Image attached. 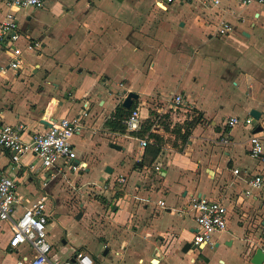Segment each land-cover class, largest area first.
Wrapping results in <instances>:
<instances>
[{
    "label": "crops",
    "instance_id": "crops-1",
    "mask_svg": "<svg viewBox=\"0 0 264 264\" xmlns=\"http://www.w3.org/2000/svg\"><path fill=\"white\" fill-rule=\"evenodd\" d=\"M156 1L43 0L41 9L15 10L21 64L0 77V123L24 124L30 134L44 131L51 121L86 113L84 130L72 139L73 163L85 164L86 170L96 166L94 154L105 146L119 154L106 167L111 172L105 168L106 174L90 183L69 178L64 162L43 170L25 156L14 165L4 151L0 171L30 202L39 191L49 196V243L54 230L67 234L58 214L64 189L72 188L83 202L77 219L89 209L88 234L79 243L67 238L58 239L61 245L50 243L52 259H71L80 251L94 264H212L209 256L226 264L220 256L243 239L241 260L251 264L257 248L264 252V194L243 192L247 179L264 178V140L258 158L249 155L248 145L257 126L264 131V4L222 0L209 8L204 0ZM6 11L0 0V22ZM222 20L233 31L219 37ZM28 43L37 47L27 50ZM4 50L0 44V67L8 65ZM128 92L138 95L131 107L139 110L146 133L136 135L148 140L145 148L107 126ZM176 95L194 104L200 115L196 123H190L196 116L171 106ZM250 110L261 113L259 121L226 125L231 117H250ZM226 134L228 145L220 141ZM194 197L220 201L227 209V229L212 237V246H192L197 229L189 202ZM21 211L17 208L13 217ZM10 237L9 223L0 221V264L30 258L25 245L9 248ZM186 243L190 250L182 253Z\"/></svg>",
    "mask_w": 264,
    "mask_h": 264
},
{
    "label": "built area",
    "instance_id": "built-area-1",
    "mask_svg": "<svg viewBox=\"0 0 264 264\" xmlns=\"http://www.w3.org/2000/svg\"><path fill=\"white\" fill-rule=\"evenodd\" d=\"M6 6L0 22V44L5 46L4 53L8 57V65L0 67V77H4L7 70H16L21 64L22 50L17 46L21 39L19 22L15 16V10L25 8L41 9L44 6L43 0H1ZM191 0H157V5L171 4L173 2H188ZM222 0H204L209 8H218ZM252 3L264 4V0H241L242 5ZM233 27L227 21H220L216 27V35L224 37L232 33ZM37 47L35 43H28L27 50H34ZM170 104L174 109L183 108L186 113L198 116L195 112L194 104L184 102L181 95L173 96ZM86 113L73 118H60L49 122L50 127L42 132H33L28 134L26 125L18 123L8 125L0 123V151L8 153L10 161L14 165H19L25 156L34 157L41 165L43 170H50L58 162H64L69 165L72 172L85 169V164L73 162L77 159L76 152L72 145V139L84 130L83 118ZM245 126L254 124L251 117L239 120L231 117L226 125L233 128L239 123ZM125 136L137 140L142 148L147 147L148 140L139 138L138 134L142 130V120L139 110L136 108L124 120ZM28 134V139L24 136ZM264 140V131L251 135L248 139L249 155L252 158H258L262 155V141ZM224 145L230 144L228 135L221 138ZM32 167V166H30ZM233 174L239 175V170L234 169ZM118 183L125 182L124 177L117 179ZM108 187L104 186L105 191ZM244 196L251 197L254 192L264 194V178L261 175H255L246 180V189ZM49 196L42 191L38 192L37 198L30 202L25 197L17 193V185L14 179L5 176L0 171V221L8 222L11 230V237L8 246L13 251L19 246L25 245L31 251L30 258H23L17 264H94L93 259L85 252H75L71 259H52L50 254L52 246L48 241L47 223L52 219L53 207H49ZM27 204V206H26ZM163 207L164 202H158ZM22 208L17 217L16 209ZM189 210L194 213L196 224V233L193 236L192 246L201 248V246H212V237L215 234L222 233L227 229V209L220 201H210L202 197H194L189 202Z\"/></svg>",
    "mask_w": 264,
    "mask_h": 264
},
{
    "label": "rangeland",
    "instance_id": "rangeland-1",
    "mask_svg": "<svg viewBox=\"0 0 264 264\" xmlns=\"http://www.w3.org/2000/svg\"><path fill=\"white\" fill-rule=\"evenodd\" d=\"M202 49L205 48L203 47ZM207 49H209V46H207ZM212 108L213 107H211V109ZM177 112L181 114L180 111L177 110ZM223 117H225L224 114ZM116 154L119 153L105 146L103 149H100V151H98L97 154H94V159L97 161L96 166H92L91 164H89L88 170L83 169L73 173L68 168L66 173L68 174L69 178L72 179L74 178V180L80 181L81 183H87V182L90 183L91 181L98 180L100 179V177L106 174L104 170L106 167H110L107 166L109 165L108 163H114L112 157H115ZM117 172L118 170H116V172H114L112 175H115V173ZM77 191L80 192L79 190ZM63 196H64L63 203H61L60 204L61 207L58 208V214H59V219L62 220L63 225L65 226L64 229L65 231H67V234L64 231H61V233H59V231L57 232V230H54L55 238L50 241V243H52L54 246L61 245V242L58 243V241H60L58 240L59 238H61V240H65L67 238L66 240H68L69 243H73V242L79 243L80 242L79 240H83L84 236L88 234L89 224L91 222V218L89 215L90 211L87 208L83 210L85 212L84 216H82L80 219H77L78 215L82 214V211H80L81 210L80 205L83 202H79L77 200L78 197L74 193V190L72 191V188H66V190L64 189ZM231 228H233V225H231ZM244 244L245 243L243 239L242 241L240 240L235 241L233 247L230 250V253L227 254L228 257L220 256L221 259L225 261L226 264H243L241 258H242V252L244 251V246H245ZM209 250L211 249L207 248L206 253ZM196 252L199 253L201 252V250H196L195 253ZM210 252L212 254L214 253L213 250H211ZM209 257L212 258V264H221L217 262L218 258L213 256H209ZM201 258L202 257H200L199 259Z\"/></svg>",
    "mask_w": 264,
    "mask_h": 264
},
{
    "label": "water",
    "instance_id": "water-1",
    "mask_svg": "<svg viewBox=\"0 0 264 264\" xmlns=\"http://www.w3.org/2000/svg\"><path fill=\"white\" fill-rule=\"evenodd\" d=\"M118 2H121L122 0H116ZM138 99V95L134 92H128V93H125V98L123 99L122 103H121V106L124 108V109H130L131 108V105L133 104V101L134 100H137ZM249 116L253 119L254 123L256 121H259L260 117H261V113L256 111V110H250L249 112ZM47 125L48 127H50V124H45ZM262 131V128L260 126H257L254 130V134L255 133H258ZM111 148H114L116 150H121V147L120 146H117L115 144H111L110 145ZM106 172H111V169L110 168H106ZM81 214L78 215V217H80ZM190 250V244L189 243H186L183 248H182V253H187L188 251ZM152 263H156V260H154ZM250 263L251 264H264V252L261 248H257L250 260Z\"/></svg>",
    "mask_w": 264,
    "mask_h": 264
},
{
    "label": "trees",
    "instance_id": "trees-1",
    "mask_svg": "<svg viewBox=\"0 0 264 264\" xmlns=\"http://www.w3.org/2000/svg\"><path fill=\"white\" fill-rule=\"evenodd\" d=\"M135 109V106L133 105L129 110H126L124 108H122L121 106H118L115 109L114 114L112 115V117L110 118V120L107 122V126L109 127V129L112 132H118V133H125V126H124V120L127 118V116L131 113L132 110ZM200 119V115L198 113V116L194 117V119H192L191 121L194 122H190L192 124L196 123V121ZM188 123V124H190ZM146 132H139L137 135L139 137H144V134ZM150 136V135H149ZM155 137V136H152Z\"/></svg>",
    "mask_w": 264,
    "mask_h": 264
}]
</instances>
